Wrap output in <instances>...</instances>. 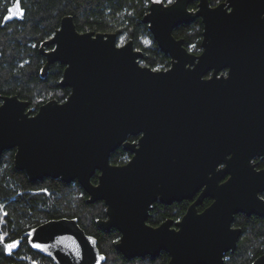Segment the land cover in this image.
<instances>
[{"label":"water","instance_id":"obj_1","mask_svg":"<svg viewBox=\"0 0 264 264\" xmlns=\"http://www.w3.org/2000/svg\"><path fill=\"white\" fill-rule=\"evenodd\" d=\"M194 1L197 8L190 9ZM198 17L204 30L197 55L173 30ZM143 21L170 55L168 69L142 65L133 39L119 45L116 32L79 31L73 16L64 15L39 51L43 75L55 62L65 66L59 84L70 93L34 114L28 100L0 93V156L15 148L14 166L29 180H77L88 202L103 200L107 217L97 225L120 231L116 247L127 259L164 250L167 264H223L242 233L232 226L235 214L264 217V168L253 162L264 158V0L216 6L153 0ZM226 67L229 75L218 77ZM211 69L213 76L203 78ZM141 132L138 143L127 140ZM121 146L134 156L111 163ZM201 188L179 221L147 223L155 201L170 204ZM206 196L214 201L200 212ZM29 243L56 264L104 261L96 238L76 218L37 225ZM252 264H264V253Z\"/></svg>","mask_w":264,"mask_h":264},{"label":"trees","instance_id":"obj_2","mask_svg":"<svg viewBox=\"0 0 264 264\" xmlns=\"http://www.w3.org/2000/svg\"><path fill=\"white\" fill-rule=\"evenodd\" d=\"M153 0H19L23 17L17 15L5 20L16 0H0V93L18 95L28 100L37 110L49 99L65 100L70 88L59 84L64 65L55 62L42 75L45 56L41 43L51 37L60 26L64 15H72L79 31L116 32L121 39H133L135 47L144 53L142 63L153 68L170 65V56L164 53L154 39L148 24L143 21ZM169 3L173 0H162ZM221 0H210L215 4ZM196 3H191L194 8ZM174 34L184 37L185 45L200 48L201 18L175 27ZM0 99V103H1ZM15 149H6L0 156V264H56L54 260L32 249L31 231L40 223L62 217L76 218L86 233L97 240L103 264H167L170 255L162 250L149 255L127 259L116 247L120 231L102 230L97 225L105 218L103 200L88 202V193L77 181L66 183L61 179L45 177L31 181L23 170L14 166ZM122 148L111 155V162L121 164L127 157ZM264 166V161L260 163ZM97 181V173L92 177ZM186 208L184 201L153 205L148 222L159 224L167 217L178 218ZM234 224L242 228L235 251L227 253L223 264H252L264 252V218L239 213ZM19 243L7 250L6 245Z\"/></svg>","mask_w":264,"mask_h":264},{"label":"flooded vegetation","instance_id":"obj_3","mask_svg":"<svg viewBox=\"0 0 264 264\" xmlns=\"http://www.w3.org/2000/svg\"><path fill=\"white\" fill-rule=\"evenodd\" d=\"M225 1H227V0H221V1H219V2H217V3H215V4H212L211 2V5L212 6H216V5H218L219 3H222V2H225ZM172 2V1H171ZM196 3V5H195V7L194 8H191L190 7V4L191 3ZM194 2H191L190 4H189V8L190 9H196L197 8V1H194ZM170 3V2H169ZM231 8H229V10H230ZM11 16H15V14L14 13H12V15ZM198 18H201V17H198ZM197 19V18H196ZM194 21V20H193ZM201 22H202V36H201V40H200V48L199 49H197V50H199V51H195V49H194V47H187L186 45H185V39H184V45L187 47V49L190 51V52H192V53H195V54H200L201 52H202V50H203V47H202V39H203V30H204V23H203V21H202V19H201ZM175 29V28H174ZM173 33H174V30H173ZM118 35V34H117ZM175 35V34H174ZM176 36V35H175ZM176 37H178V36H176ZM179 38V37H178ZM184 38V37H183ZM48 39V38H47ZM46 40V39H45ZM127 40H129V39H127ZM127 40H125L124 42H120L119 41V39H118V44L119 45H121V44H123V43H125ZM135 46V45H134ZM40 47V46H39ZM51 47H48V49H50ZM136 49H138L137 47H135ZM139 50H141V49H139ZM144 54V53H143ZM167 54V53H166ZM169 55V54H168ZM170 56V55H169ZM142 59L143 58H141L140 59V62H141V64L142 65H146V64H144V63H142ZM45 61H46V58H45ZM45 64V63H44ZM44 66V65H43ZM147 66H149V65H147ZM171 66V57H170V65L169 66H167V67H165V68H153V69H155V70H165V69H168L169 67ZM65 67V66H64ZM151 67V66H150ZM42 71H43V67H42ZM41 71V72H42ZM213 73H214V69H211V70H209V71H207L204 75H203V78H205V79H209V78H211L212 76H213ZM43 75V74H42ZM63 75V74H62ZM229 75V68L228 67H226V68H223V69H221V70H219L218 72H217V76L218 77H220V76H224V77H226V76H228ZM62 78V77H61ZM15 95V94H14ZM22 99V98H21ZM48 101V100H47ZM64 101V100H63ZM2 102V101H1ZM42 104V103H41ZM40 104V105H41ZM39 105V106H40ZM39 106H38V108H39ZM32 109V113L34 114V113H36L37 112V110H38V108H37V110L34 112V108L33 107H31L30 106V103H29V106H28V109ZM143 135V132H141V133H139V134H136V135H129L128 136V138H127V140L128 141H130V142H134V143H138L139 142V139H140V137ZM137 146H139V145H137ZM119 148H122L124 151H126L128 154H127V157H126V159H125V161L123 162V163H121V164H126L127 162H129L131 159H132V157L134 156V153L132 152V151H129V150H126V149H124L122 146L121 147H119ZM118 148V149H119ZM13 149H15V148H13ZM116 151V150H115ZM15 152H16V149H15ZM113 153V152H112ZM112 155V154H111ZM14 156H15V154H14ZM111 158V157H110ZM111 161V160H110ZM264 161V158H262V157H259V156H257V157H255L254 159H253V162L254 163H256V167L258 168V169H263L264 168V166H262V165H260V163L261 162H263ZM112 163V162H111ZM113 164H115V163H113ZM220 166H224V164L222 163V164H220ZM97 173V181L96 182H94L93 180V182L94 183H97L98 182V175H99V171H97L96 172ZM94 176V175H93ZM92 176V177H93ZM228 178V175H226L220 182H223V181H225L226 179ZM57 179V178H56ZM202 190H203V188H201L199 191H197L195 194H194V196L193 197H191V198H185V199H182V200H176V201H174V202H181V201H184L185 203H186V208H185V210H184V212L182 213V215L180 216V217H178V218H173V217H167L166 219H173L174 220V222H176V221H179L182 217H183V215L187 212V210H188V208H189V206L193 203V202H195L196 201V199L199 197V195H200V193L202 192ZM260 195L264 198V191H262V192H260ZM214 201V199L212 198V197H210V196H206V197H204L203 199H202V201L197 205V209H198V211H203L206 207H208L212 202ZM157 202H161V201H159V200H157V201H155L153 204H152V207H151V209H150V212H151V210L153 209V205L155 204V203H157ZM174 202H172V203H174ZM161 203H163V202H161ZM172 203H170V204H172ZM163 204H166V203H163ZM166 205H169V204H166ZM150 212H149V215H150ZM239 213H241V212H239ZM239 213H236L235 214V216L237 215V214H239ZM242 214H244V213H242ZM246 215V214H245ZM0 216L2 217V215H1V213H0ZM107 217V216H106ZM105 217V218H106ZM262 217V216H261ZM149 218V217H148ZM235 218V217H234ZM264 218V217H263ZM166 219H164L163 221H165ZM50 220V219H49ZM162 221V222H163ZM45 222V221H44ZM162 222H160L159 224H157V225H154V224H151V223H149L148 222V219H147V223L148 224H150V225H152V226H159ZM43 223V222H42ZM41 224V223H40ZM232 226L233 227H240V226H237V225H235L234 224V220H233V223H232ZM172 227H176L175 226V224L173 223V225H172ZM35 228V227H34ZM33 228V229H34ZM241 228V227H240ZM241 230H242V228H241ZM31 233H32V231H31ZM121 234V233H120ZM241 236V235H240ZM30 237H31V235H30ZM240 238V237H239ZM30 239V238H29ZM238 241H239V239H238ZM237 244H238V242H237ZM229 252H231V251H229ZM229 252H227V253H229ZM227 253L225 254V257H226V255H227ZM264 253V252H263ZM261 255V254H260ZM258 257V256H257ZM256 257V258H257ZM255 258V259H256ZM170 259V258H169ZM254 259V260H255Z\"/></svg>","mask_w":264,"mask_h":264},{"label":"snow or ice","instance_id":"obj_4","mask_svg":"<svg viewBox=\"0 0 264 264\" xmlns=\"http://www.w3.org/2000/svg\"><path fill=\"white\" fill-rule=\"evenodd\" d=\"M9 13H14L15 15H17V16H19V17H23V15H24V12H23V9L22 8H20V2H19V0H16V3H15V7L14 8H9ZM12 18V16L11 15H9V16H6L5 17V20H7V19H11ZM0 240H3V237L2 236H0ZM19 242L18 241H14V242H12V243H10V244H7L6 245V248L9 250V251H11V249L13 248V247H15L17 244H18ZM35 247H43L42 245H39V244H37V245H34Z\"/></svg>","mask_w":264,"mask_h":264},{"label":"rangeland","instance_id":"obj_5","mask_svg":"<svg viewBox=\"0 0 264 264\" xmlns=\"http://www.w3.org/2000/svg\"><path fill=\"white\" fill-rule=\"evenodd\" d=\"M124 41H125V39H121V40H120V42H124ZM9 244H10V243H9ZM7 250H8V249H7ZM11 250H12V249H11Z\"/></svg>","mask_w":264,"mask_h":264}]
</instances>
